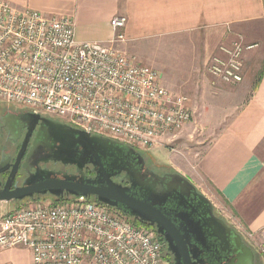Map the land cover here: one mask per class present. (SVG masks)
Returning <instances> with one entry per match:
<instances>
[{
  "label": "built area",
  "instance_id": "1",
  "mask_svg": "<svg viewBox=\"0 0 264 264\" xmlns=\"http://www.w3.org/2000/svg\"><path fill=\"white\" fill-rule=\"evenodd\" d=\"M126 24L114 17L108 42L82 43L71 18L0 0V103L139 151L174 142L191 122L190 101L126 55ZM254 47L220 46L210 77L240 84L243 54ZM30 201L0 219V250H27L31 264H162L154 233L113 208L86 198ZM245 235L264 258V229Z\"/></svg>",
  "mask_w": 264,
  "mask_h": 264
},
{
  "label": "crops",
  "instance_id": "2",
  "mask_svg": "<svg viewBox=\"0 0 264 264\" xmlns=\"http://www.w3.org/2000/svg\"><path fill=\"white\" fill-rule=\"evenodd\" d=\"M7 1L43 15L71 18L76 39L82 43L108 42L114 34L110 26L114 17L127 19L123 33L127 48L133 52L152 43L174 51L180 49L182 41H197L199 60H179L181 67L184 63L188 68L189 83H176L180 91L186 87L195 102L199 100L202 79L207 76V62L219 46L238 40L255 45L243 54L245 71L237 90L212 89L208 82L204 87L227 109L220 110L216 105L218 117L211 119L209 125L214 126L217 121L218 128L224 120L225 126L191 166L188 180L208 200L227 211L229 217L234 215V223L242 232L258 233L264 229V0ZM244 92L247 99L243 103L239 97ZM200 120L204 121L201 114L194 117V132L198 131ZM0 264H31L30 253L21 248L0 250Z\"/></svg>",
  "mask_w": 264,
  "mask_h": 264
},
{
  "label": "water",
  "instance_id": "3",
  "mask_svg": "<svg viewBox=\"0 0 264 264\" xmlns=\"http://www.w3.org/2000/svg\"><path fill=\"white\" fill-rule=\"evenodd\" d=\"M30 117L35 124L41 121L38 137H44L43 142L52 140L54 144L59 143L53 160L65 165H76L79 181H73V176H64L68 180H52L49 177L51 173L37 170L29 176L22 188L10 191L8 181L4 189L0 190V202L33 200L35 195L45 194L56 199H61L63 194L74 198L90 197L143 223L155 224L158 233L168 242L169 250L181 264L188 263V246L190 252L198 247L204 248V244L209 248L212 246L213 254H224L220 262L227 261L232 255L231 262L227 264H238L239 256L246 255L245 248L234 239L236 235L222 220L213 216L209 200L196 193L195 187L181 174L175 172L158 176L150 173V178H147L132 163L119 170L112 165V156L120 154L122 147L132 152L133 148L107 137L72 129L57 121L39 118L37 115ZM24 146L25 143L14 170ZM87 165L94 167V179L84 175L83 170ZM14 170L9 179L14 177ZM122 170L126 172L124 179L129 187L123 188L110 180ZM2 172L4 170L0 168ZM223 244L233 249L228 252L219 250L218 247ZM247 252L250 253V250Z\"/></svg>",
  "mask_w": 264,
  "mask_h": 264
},
{
  "label": "flooded vegetation",
  "instance_id": "4",
  "mask_svg": "<svg viewBox=\"0 0 264 264\" xmlns=\"http://www.w3.org/2000/svg\"><path fill=\"white\" fill-rule=\"evenodd\" d=\"M31 115H37L39 118L50 119L63 124L59 120L51 119L40 114H34L27 108H18L7 104H0V168L4 170V172L0 173V190L4 189L8 181H10V191L24 187V184L28 180L29 176L34 174L37 170L51 173L49 177L52 180H68L64 179V176H73L75 177V179H72L73 181H79V173L77 172L76 165H65L61 161L53 160L56 157L55 153L57 147L59 146V143L54 144L52 140H46L45 142H43L45 138H42L41 135L38 137V131L41 127V121L38 120L35 124L32 121V117H30ZM71 128L79 130L74 127ZM24 143V151L19 158L14 170V165L16 164L20 150L23 147ZM146 152L148 151H139L136 149H133L132 152L122 147V151L120 154L115 153L112 156V165L120 170L124 169V167H126L129 163H132V165L147 178H150V173L158 176L175 173V171H168L161 174L154 172V170H152L150 166L148 167L146 164L144 156V153ZM13 170L14 177L9 179V176ZM83 173L88 179H94L96 177L94 167H92L91 165H87L84 168ZM125 175L126 172L122 170L120 174L111 177L110 180L114 184L120 185L123 188L129 187L128 182L126 181V179H124ZM185 179L188 180V178ZM188 181L191 183L190 180ZM158 186L159 185H157L156 187ZM196 193L202 194L204 196V194L197 189ZM41 198L51 199L55 202L73 197L68 196L67 194H63V197L61 199H56L49 194H45L35 195L33 200H40ZM86 199L93 200V198L90 197H87ZM26 201L30 200L25 199L23 201L10 202H16L20 204ZM211 205L213 207V216L224 222L225 226L229 230H231L234 236L236 235L234 239H236V241L240 243L241 247L245 248L246 250V255L239 256L240 261L238 264H256L257 260L260 261V259L264 261L257 250L253 247L251 241L246 237L245 232H242L231 222L223 219V217H221L219 213L215 211L214 205L212 203ZM114 210L120 212L117 209ZM127 217L134 222L143 225L154 233L155 238L158 240L161 246L162 264L166 263V258H168L167 264H181V261L176 259L175 254L169 250L168 242L166 241L164 236L158 233V229L155 224L152 225L149 223H143L138 219L129 216ZM203 247L204 248L198 247L197 250L195 249L190 252V247L188 246L187 264H218L224 257V254L222 253L213 254L212 246L209 248L208 245L204 244ZM218 249L228 252L233 248L231 246L223 244L220 245ZM248 250H250V253L247 252ZM232 258L233 256L231 255V257L227 261H222L220 262V264L230 263Z\"/></svg>",
  "mask_w": 264,
  "mask_h": 264
},
{
  "label": "rangeland",
  "instance_id": "5",
  "mask_svg": "<svg viewBox=\"0 0 264 264\" xmlns=\"http://www.w3.org/2000/svg\"><path fill=\"white\" fill-rule=\"evenodd\" d=\"M183 42L184 44L180 46V49L175 48L174 51L172 48L157 46L156 43H152L149 46L138 48L136 51L134 50V52L133 50L128 49L127 45L125 44L123 46V50L125 51L126 55L129 58H132L134 63L145 65L155 70L158 73L163 85L166 84L169 88H171V91L178 92V94H182L188 97L190 101L189 108H191L193 115H192L191 123L187 126L188 128H186V126L184 127L186 128L185 131L183 132L185 136L184 135L182 136L183 134L182 133L180 136H178L175 142L166 144L163 147L154 148L144 153L147 166L148 167L150 166V168L154 170V172L161 174L168 171H176L179 172L185 178H188V171L191 170V166L194 164L196 159H198L202 150L214 138L217 131H219L223 126H225L224 120H222V125L218 128L215 125L217 121H214L215 122V124H213L214 126L209 125L211 119L218 117L219 113H217L216 111L215 108L216 105L220 106V110H222V108L224 111L227 109L226 106L219 103L217 97H213L210 94H208L207 90H205L204 88L205 85L208 82L209 85L212 86L211 87L212 89H215L216 87H228L229 89L236 88V90L240 85L238 86L224 85L214 80L212 77H210L209 73L206 70L208 63L210 61L209 60L205 68L207 76H204V78L202 79L204 82L200 84L201 88L199 92L198 101L195 102L193 100V98L186 90V87L181 91L178 90L176 83L186 82V81H188L189 83L190 80L188 78V72H187L188 68L186 64L183 63L181 67V65L179 64L180 63L179 60L187 59V58L190 59L196 58L199 60L200 58L198 52L199 46L196 43L197 41L195 42L194 40H190V41H182V43ZM218 48L213 56L218 54ZM180 52L181 53L184 52V54L179 55L181 54ZM187 53L189 54V56L187 55ZM200 60L202 61V59ZM201 70L203 69L201 68ZM170 82H172V84L175 85V87H173V85L171 87ZM188 83L186 84L188 85ZM237 94H239V92H237ZM246 97L247 95L244 92L243 96L239 97V100L240 101L243 100L244 103L245 100L247 99ZM231 106L232 105H230L229 107ZM222 112H220L221 115ZM200 114L204 119V121L200 120L199 122L200 125H198V131L194 132V127H195L194 117H197ZM187 134L190 135L187 136ZM38 201H41L42 203H46V204H51L54 202L51 199H47V198H41ZM29 202L31 201H26L20 204L16 202H10V203L0 202V219L9 212H12ZM210 202L214 205L215 211L219 213V215L223 217V219L235 225L234 222L236 218L234 215L232 217L231 216L229 217L227 211H225L220 207H217L219 205L216 206L213 201L210 200ZM247 233H251V232L247 231ZM167 260L168 258L165 259L166 263L164 264H167ZM256 264H264V261L261 259L260 261L257 260Z\"/></svg>",
  "mask_w": 264,
  "mask_h": 264
},
{
  "label": "trees",
  "instance_id": "6",
  "mask_svg": "<svg viewBox=\"0 0 264 264\" xmlns=\"http://www.w3.org/2000/svg\"><path fill=\"white\" fill-rule=\"evenodd\" d=\"M93 201H95V200H93ZM96 202V201H95ZM121 213V212H120ZM122 214V213H121ZM125 216H127V215H125ZM134 222V221H133ZM136 225H139V226H142L141 224H139V223H136V222H134Z\"/></svg>",
  "mask_w": 264,
  "mask_h": 264
}]
</instances>
